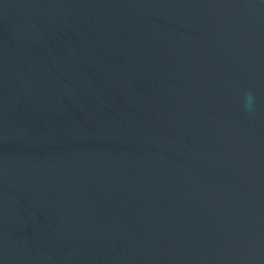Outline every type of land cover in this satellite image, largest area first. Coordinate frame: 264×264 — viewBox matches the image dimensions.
<instances>
[{
  "label": "water",
  "instance_id": "obj_1",
  "mask_svg": "<svg viewBox=\"0 0 264 264\" xmlns=\"http://www.w3.org/2000/svg\"><path fill=\"white\" fill-rule=\"evenodd\" d=\"M0 264H264V0H0Z\"/></svg>",
  "mask_w": 264,
  "mask_h": 264
},
{
  "label": "clouds",
  "instance_id": "obj_2",
  "mask_svg": "<svg viewBox=\"0 0 264 264\" xmlns=\"http://www.w3.org/2000/svg\"><path fill=\"white\" fill-rule=\"evenodd\" d=\"M254 105H255V98H254L253 94L248 93L245 96V109L247 111H252V110H254Z\"/></svg>",
  "mask_w": 264,
  "mask_h": 264
}]
</instances>
